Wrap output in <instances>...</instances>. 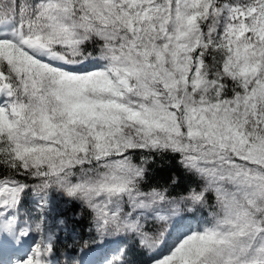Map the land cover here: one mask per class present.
<instances>
[{"label": "snow or ice", "instance_id": "6c2138e0", "mask_svg": "<svg viewBox=\"0 0 264 264\" xmlns=\"http://www.w3.org/2000/svg\"><path fill=\"white\" fill-rule=\"evenodd\" d=\"M0 264H264V0H0Z\"/></svg>", "mask_w": 264, "mask_h": 264}]
</instances>
